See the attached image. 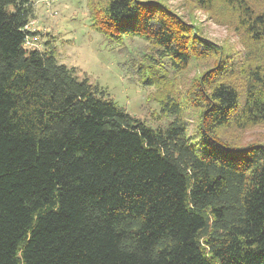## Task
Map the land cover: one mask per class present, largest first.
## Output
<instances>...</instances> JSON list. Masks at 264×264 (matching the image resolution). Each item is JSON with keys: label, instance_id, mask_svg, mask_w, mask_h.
I'll return each mask as SVG.
<instances>
[{"label": "trees", "instance_id": "16d2710c", "mask_svg": "<svg viewBox=\"0 0 264 264\" xmlns=\"http://www.w3.org/2000/svg\"><path fill=\"white\" fill-rule=\"evenodd\" d=\"M191 1L242 36L243 59L154 0L88 4L108 39L168 60L171 74L147 57L136 72L173 119L154 129L53 48L26 46L32 1L0 0V264H264V144L228 135L264 125V0Z\"/></svg>", "mask_w": 264, "mask_h": 264}, {"label": "rangeland", "instance_id": "374dc122", "mask_svg": "<svg viewBox=\"0 0 264 264\" xmlns=\"http://www.w3.org/2000/svg\"><path fill=\"white\" fill-rule=\"evenodd\" d=\"M30 1L34 5L35 25L29 26V30L38 33L36 39L30 38V47L41 51L53 48L59 64L74 68L80 79L87 78L91 84L100 87L118 106L149 127L164 128L173 121L161 113L160 105L154 100L156 89L143 86L136 76L140 63H145L144 57L153 62L152 59H156V65L164 66L169 74L172 73L168 60H160L148 42L135 38L121 44L94 29L89 18L88 4L91 0H62L51 7L41 0ZM101 1L94 0L96 3ZM154 1L164 5L171 15L196 27L204 38L234 54V57L243 59L246 56L242 36L223 15L204 11L191 0ZM199 65L194 63L177 76L174 83L178 90L184 92L189 88L203 68ZM233 81L241 84L243 80L235 77ZM180 119L187 129L191 146L200 150L198 112L185 106ZM228 135L242 146L264 144V125L242 132L233 130Z\"/></svg>", "mask_w": 264, "mask_h": 264}, {"label": "built area", "instance_id": "2783aa9c", "mask_svg": "<svg viewBox=\"0 0 264 264\" xmlns=\"http://www.w3.org/2000/svg\"><path fill=\"white\" fill-rule=\"evenodd\" d=\"M41 1L44 3V5H46V6H48V7H51V6H54V5L59 4L62 0H41ZM31 25H35V21H33L29 26H31ZM29 26H27V28H26L28 31H30V30H29ZM33 38L36 39V37H33ZM29 40H30V39L27 40V42H26V46H27L28 48H34V47H30L31 45H30Z\"/></svg>", "mask_w": 264, "mask_h": 264}]
</instances>
